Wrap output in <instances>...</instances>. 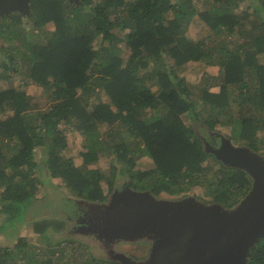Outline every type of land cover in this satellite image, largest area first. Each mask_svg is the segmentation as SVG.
Here are the masks:
<instances>
[{
	"label": "trees",
	"instance_id": "obj_1",
	"mask_svg": "<svg viewBox=\"0 0 264 264\" xmlns=\"http://www.w3.org/2000/svg\"><path fill=\"white\" fill-rule=\"evenodd\" d=\"M78 1L30 0L33 27L25 33L24 13L0 16V36L9 43L0 56V79L29 71L18 86L0 85V229L18 221H32L40 234L63 227L38 212L48 206L37 197L45 175L60 178L73 196L99 202L110 200L119 173L129 176L133 190L157 196L204 185L210 199L198 196L201 202L234 210L250 192L252 176L208 149L195 123L213 130L228 122L232 139L251 152L261 149L264 0H211L203 11L193 0ZM195 17L213 36L199 41L187 36ZM49 22L55 25L51 33L45 31ZM190 61L218 65L219 74H206L195 89L183 87L181 73ZM30 78L50 89L42 101L28 93ZM149 80L160 88L155 91ZM214 86L217 92L211 91ZM98 94L108 101L90 110ZM199 101L209 106L210 119L200 117ZM232 103L239 106V118L232 116ZM66 129L82 135L87 161L111 157L107 178L102 167L76 165L66 156ZM143 157L155 168L139 171ZM82 214L77 210L72 216ZM64 241L68 245L37 251L21 236L13 247H0V264H94L92 255L79 260L74 240ZM247 264H264V234L250 247Z\"/></svg>",
	"mask_w": 264,
	"mask_h": 264
},
{
	"label": "rangeland",
	"instance_id": "obj_2",
	"mask_svg": "<svg viewBox=\"0 0 264 264\" xmlns=\"http://www.w3.org/2000/svg\"><path fill=\"white\" fill-rule=\"evenodd\" d=\"M193 3L199 11L206 10L211 6V0H193ZM246 5L247 2H243L240 9L246 7ZM28 14L29 12L24 13L25 17L22 20L24 22L22 26L24 33L33 27V23L29 20ZM54 30L55 25L53 22L46 24V32L51 33ZM123 34L124 32H119V37L123 38ZM213 34L214 31L198 17H195L188 24L187 36L193 40L199 41L204 38H210ZM44 35L45 34L42 33V37ZM97 40L98 38L94 41V43L96 42V46L100 45V39L98 41ZM119 45L122 52L121 54L127 57L129 55L127 46L123 41H121ZM7 46H9V43L0 36V56H5V48ZM22 64L27 66L24 62H22ZM219 71L220 68L218 65H207L204 62L190 61L186 64L181 73L183 78L182 86H189L195 89L198 85H201L204 82L206 74L208 76H217ZM9 74L11 75L9 79H0V85L2 88L9 89L20 85L22 83L23 75L28 79L29 71L27 70L25 74L23 72V75L21 73L18 75L13 72ZM31 80L32 78L29 79V81ZM153 82L154 80H149L148 84L153 85ZM158 88H160L158 83L153 85V89L155 91H157ZM218 90V86L211 88V91L214 92H217ZM27 91L30 95H32V98L37 101H42L44 97L48 95L50 89L45 85L36 84L34 81H31L27 85ZM192 91V97L198 98L195 93L196 91ZM104 101H108L105 95H95L91 99L90 110H92L99 102ZM199 102L200 105L202 104L203 106H201L202 109L199 112L200 117L203 119H210L211 115L208 109L209 106L204 105L201 101ZM238 108L239 106L235 103H232L230 106L231 113L234 118H239ZM195 127L204 138L208 149H217L221 147L225 141H229V143L234 147H244L240 144V142H237L230 137L232 133V124L228 122L217 123L213 130L209 129L207 124L195 123ZM66 135L68 140L66 156L70 157L74 164H87L89 168L102 167L105 177L111 173L109 169L111 157L110 160L103 157L100 160L87 161L86 157L83 156V152L87 151V148L85 147L84 139L78 130L66 129ZM259 137L262 139V145L260 147L261 149L255 154L262 157L261 154L264 155V128L259 132ZM212 145H215L216 147L212 148ZM35 150L37 155L42 153L40 148H36ZM155 166L156 165L151 158L143 157L142 162L138 164L137 168L139 171H146L154 169ZM44 170L48 171L47 168ZM43 180V185H41L37 197L39 198L40 204L41 202H47L48 206L39 209L38 212L41 215L40 217L55 221L63 227L56 230L50 226L43 234H40L33 231L34 228L32 221H28L27 223L24 221H18L15 226L9 225L0 229V247H13L21 236H25L26 240L29 241L31 245L38 247L37 251H40L58 247L56 246L58 242L62 243V247L66 246L68 244L64 240L69 238L74 240V250H76V255L80 261L83 259V256L87 258L92 255L91 260H93L94 264H107L105 262L106 260L108 262H121L122 264H141L146 263L151 258L153 246L157 243L156 241H158L157 239L161 234V231L155 227L156 225L151 226L148 225L149 222L147 223L146 217L149 215L148 213L152 212H145L143 208L136 209L135 211L131 209L128 210V205L123 204L124 207L121 211L125 219H122L121 217H116L114 212L110 211L111 205L117 204V197L121 199L122 196H126L128 192H136L128 183V175H123L122 173L117 175L114 182L115 189L109 197L110 200L104 202L87 200L82 197L71 195L64 187L60 178H51L49 175L47 178L45 175ZM108 183L109 182H107L106 179L103 181V189L105 193H107L110 186ZM205 190L206 187L203 185L193 187L185 194L177 196L170 195L165 192L159 196L153 195V197L158 200L187 201L193 199L195 202H201L198 196L204 197L207 200L210 199L209 196L204 195ZM142 202H144V200H141V203ZM121 206L122 201L117 205V207L120 208ZM77 210L85 215L82 214L81 217L72 216L74 211ZM138 219L145 223L148 228L144 225L143 229L145 232H143V230L137 237L127 239L115 232L118 228H131L130 226H132L134 220ZM106 227H108L107 230H105ZM81 244H83V246L80 248L79 246ZM68 247L72 248V245H69ZM238 253L239 249L234 247L233 254L235 258H237ZM212 257L213 255L211 252H208L203 256L192 257L187 264H200L202 261L206 262ZM230 260H232V258H230Z\"/></svg>",
	"mask_w": 264,
	"mask_h": 264
},
{
	"label": "water",
	"instance_id": "obj_3",
	"mask_svg": "<svg viewBox=\"0 0 264 264\" xmlns=\"http://www.w3.org/2000/svg\"><path fill=\"white\" fill-rule=\"evenodd\" d=\"M29 4L30 0H0V16L9 12L27 13ZM214 151L225 163L242 167L252 176L250 192L234 210L193 199L158 200L149 192L137 191L128 192L121 199L117 197V204L111 205L110 211L122 219H125L121 211L123 204L128 205V210L143 208L145 212H152L146 217L147 223L156 225L161 234L153 246L151 258L141 264H187L192 257L208 252L213 257L200 264H247L250 247L264 234V158L245 146L234 147L229 141ZM121 201L119 208L117 205ZM144 225L138 219L131 228H118L115 232L123 238H135L144 230ZM234 247L239 249L237 258L233 254Z\"/></svg>",
	"mask_w": 264,
	"mask_h": 264
},
{
	"label": "clouds",
	"instance_id": "obj_4",
	"mask_svg": "<svg viewBox=\"0 0 264 264\" xmlns=\"http://www.w3.org/2000/svg\"><path fill=\"white\" fill-rule=\"evenodd\" d=\"M76 1H78V0H76ZM79 2V1H78Z\"/></svg>",
	"mask_w": 264,
	"mask_h": 264
}]
</instances>
